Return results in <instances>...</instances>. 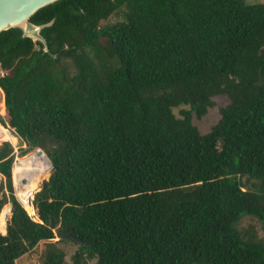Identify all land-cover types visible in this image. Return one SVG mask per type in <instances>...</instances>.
<instances>
[{"label": "trees", "instance_id": "16d2710c", "mask_svg": "<svg viewBox=\"0 0 264 264\" xmlns=\"http://www.w3.org/2000/svg\"><path fill=\"white\" fill-rule=\"evenodd\" d=\"M50 19L46 51L0 31V123L18 157L50 163L19 160L50 167L22 202L0 142V264L40 242L38 264H64L62 241L69 264H264L240 226L264 230V4L57 0L29 17Z\"/></svg>", "mask_w": 264, "mask_h": 264}, {"label": "rangeland", "instance_id": "374dc122", "mask_svg": "<svg viewBox=\"0 0 264 264\" xmlns=\"http://www.w3.org/2000/svg\"><path fill=\"white\" fill-rule=\"evenodd\" d=\"M244 4H264V0H241ZM114 20V17L113 16H109L108 19L105 20V22L107 21H112ZM212 102H213V105L210 106L209 108H207V111L206 113L200 117L199 119H196L194 116H192V124H194L197 129L199 130V132L201 133H205L207 132L211 125L215 123V121L218 119V107L219 106H222L224 104H226L227 102V99L224 97V96H215L212 98ZM180 108H185V107H178V108H174L173 109V113L175 115L178 116V110ZM0 113H1V109H0ZM2 125V124H1ZM4 128H9L7 125H2ZM10 134L13 135V132H12V129L9 128L8 129ZM13 140H9L10 144H12L13 146V162H12V167H13V164L15 162H17L18 160H22V159H25L27 158L29 155L27 156H24V157H18L17 156V148L19 146H22V144L19 142V139L16 138L15 140V136L13 135ZM8 141V140H7ZM21 144V145H20ZM33 152H36L33 151ZM46 159V158H45ZM40 160V159H39ZM47 160V159H46ZM48 161V160H47ZM49 163V162H48ZM49 170H50V167L48 168L47 170V173L44 175V177L41 179V181L43 179H46L47 176H48V173H49ZM14 172V171H13ZM44 174V172L42 173V175ZM41 175V176H42ZM40 176V177H41ZM41 181L39 182V185L41 183ZM12 185H14L13 187V192H15L16 194L20 195L17 191H16V186H15V180L14 178L12 179ZM38 185V187H39ZM34 190V184H32V190L30 193H26L24 196L21 197V195L19 196V199L20 201L24 202V198L28 195V194H32ZM37 190V188H36ZM35 190V191H36ZM34 191V192H35ZM33 192V193H34ZM15 195V194H14ZM17 197V196H15ZM31 197V195H30ZM17 199V198H16ZM8 205V204H6ZM5 206V205H4ZM8 215V212H6L4 210V213H3V210L1 212V215ZM32 218L36 219L35 217V214L33 213V215L31 216ZM5 221V220H4ZM4 221H1L0 220V224H3ZM6 222V221H5ZM249 223H252L254 224V226L256 227L257 229V234L258 236L260 237H263L264 236V230H261L260 229V225L258 224V222H256V220L254 219H250L248 217H245V218H242L241 221H240V226H246L247 224ZM4 227H5V223H4ZM57 238L55 237L53 240H56ZM57 245L62 248V250L64 251V264H69L70 263V255L73 253V251L77 248V244L75 242H72V241H62V242H57ZM42 248H43V244L42 242L39 243V245L37 246V249L34 253H31V254H27V255H24L22 257H20L18 260H17V264H38V261H39V258L38 256L40 255V252L42 251ZM86 264H94V259H91V260H87Z\"/></svg>", "mask_w": 264, "mask_h": 264}, {"label": "water", "instance_id": "95a60500", "mask_svg": "<svg viewBox=\"0 0 264 264\" xmlns=\"http://www.w3.org/2000/svg\"><path fill=\"white\" fill-rule=\"evenodd\" d=\"M54 1L57 0H0V31L16 28L20 30V36L22 38H29L33 42H39L42 46V50L46 51L45 40L41 36L40 30L51 25L53 19L45 23L34 24L29 20V17L39 8L53 3ZM35 155H44L46 158L45 154L40 149L36 150ZM21 183H23V180H21ZM8 209L10 212V204H8ZM65 237L71 236L69 234L58 236V238Z\"/></svg>", "mask_w": 264, "mask_h": 264}, {"label": "bare ground", "instance_id": "6f19581e", "mask_svg": "<svg viewBox=\"0 0 264 264\" xmlns=\"http://www.w3.org/2000/svg\"><path fill=\"white\" fill-rule=\"evenodd\" d=\"M4 134H5L4 138L9 141L8 134L5 132ZM28 157H30L31 160H35L38 157V155H35V152H32L31 154H29ZM41 164L42 165L39 166L29 167L26 161H19V160L13 164V171H14L13 178L15 180V186H16L15 188L16 191L21 195V197L24 196L26 193L31 192L32 184L36 183L40 179V176L42 175L43 172H45L44 175L46 174V167L42 162ZM21 180H23V183H21ZM29 207L30 205L28 203L26 209H28ZM2 210H5L9 214L8 205H5L2 208Z\"/></svg>", "mask_w": 264, "mask_h": 264}, {"label": "built area", "instance_id": "2783aa9c", "mask_svg": "<svg viewBox=\"0 0 264 264\" xmlns=\"http://www.w3.org/2000/svg\"><path fill=\"white\" fill-rule=\"evenodd\" d=\"M4 73H5V71L2 70V69H0V76H2ZM5 127H6V126H5ZM8 129H9V128H7V127L4 128V127L1 125V123H0V142L7 141V139L4 138V135H5V134H4L3 130L6 131L7 133H10Z\"/></svg>", "mask_w": 264, "mask_h": 264}]
</instances>
